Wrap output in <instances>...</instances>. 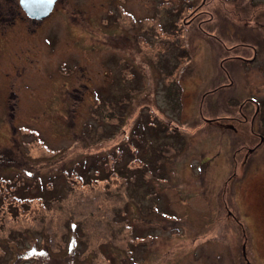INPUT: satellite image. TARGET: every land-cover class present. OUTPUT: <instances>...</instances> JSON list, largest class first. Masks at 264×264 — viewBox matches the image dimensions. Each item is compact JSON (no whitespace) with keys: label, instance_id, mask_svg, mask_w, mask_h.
Returning <instances> with one entry per match:
<instances>
[{"label":"rangeland","instance_id":"obj_1","mask_svg":"<svg viewBox=\"0 0 264 264\" xmlns=\"http://www.w3.org/2000/svg\"><path fill=\"white\" fill-rule=\"evenodd\" d=\"M3 32L0 264H264V144L237 120L264 55L212 91L264 0H59Z\"/></svg>","mask_w":264,"mask_h":264},{"label":"flooded vegetation","instance_id":"obj_2","mask_svg":"<svg viewBox=\"0 0 264 264\" xmlns=\"http://www.w3.org/2000/svg\"><path fill=\"white\" fill-rule=\"evenodd\" d=\"M59 0H55L54 2V6L51 10V12L43 18H30L26 11L20 6V0H0V35H2V37H4V32L2 33V31H4V29L7 27V25H9L13 20L19 19V18H24L26 19L27 22L30 23H43L47 20V18L54 12L55 10V6L56 3ZM126 1V0H125ZM15 2V4H11ZM14 6V8H13ZM18 8V9H15ZM140 37L143 38V40L145 41L147 38V34L146 36L143 35ZM138 37V39L140 38ZM135 38V36H134ZM215 39L217 40L216 42H219L220 45L222 44L221 41L215 36ZM133 39L132 38V42L131 44H129L128 47L130 48H134L133 45ZM140 40V39H139ZM146 42V41H145ZM126 42L123 43L124 44ZM154 45V43H153ZM223 45V44H222ZM217 49H221V47L219 46ZM231 49L239 50L241 51L240 54L234 55V56H221L219 58L218 61V66L220 71L218 72V77H223L226 78L228 80V83H224V84H220L218 86L219 89H224L226 87H230V85L234 84L235 80H238L239 76L241 75L242 72H246V70H248L251 67V64H255V61L259 60L261 58V56L264 55V42L263 43H254L252 45H247V44H237L233 47H225L224 50L225 51H230ZM232 62V65L231 63ZM157 63V58L155 55V61H154V65ZM228 63H230L229 68H227ZM151 64V63H149ZM245 64V65H244ZM244 65V66H243ZM150 66V65H148ZM260 68V67H259ZM263 68V67H261ZM193 72V71H191ZM243 75V74H242ZM231 85V86H232ZM236 89V88H235ZM215 89H213L212 91H214ZM232 97V96H231ZM250 99H247L245 102L249 101ZM243 105V104H242ZM250 106V105H249ZM249 106H241L239 109L240 113L243 118H238V122L240 124H243V122L245 123V126L242 128V132L245 131L246 135L249 137L248 140L252 143L251 146H247L245 148V150L249 151V152H254L255 150H257V148L261 145L264 144V113L263 114H259V111H256V109H264V107H261L260 105H255V106H250L251 108H249ZM244 110V111H243ZM257 118V122L255 124V120ZM241 119V120H240ZM240 149L235 150L232 154V157L236 156V152H238ZM236 153V154H235Z\"/></svg>","mask_w":264,"mask_h":264},{"label":"water","instance_id":"obj_3","mask_svg":"<svg viewBox=\"0 0 264 264\" xmlns=\"http://www.w3.org/2000/svg\"><path fill=\"white\" fill-rule=\"evenodd\" d=\"M55 0H20V6L30 18L46 17L52 10Z\"/></svg>","mask_w":264,"mask_h":264},{"label":"trees","instance_id":"obj_4","mask_svg":"<svg viewBox=\"0 0 264 264\" xmlns=\"http://www.w3.org/2000/svg\"><path fill=\"white\" fill-rule=\"evenodd\" d=\"M159 10V9H158ZM198 29H200V27L198 28ZM161 30H162V28H161ZM202 30V29H201ZM165 35V37H163L162 38V40H163V42L165 41V44H164V46H165V48L167 49L168 48V33L166 32L165 33V30L164 31H162ZM204 33V32H203ZM215 38V37H214ZM161 42V41H160ZM163 42H162V44H163ZM179 42V41H178ZM158 43V42H157ZM178 45H182L181 43H178ZM168 50V49H167ZM156 58H157V56H156ZM157 60H159V58L157 59ZM216 89H218V87L217 88H215V90ZM214 90V91H215ZM203 100H204V97L202 98V102H203ZM2 158V160H3V163H5V164H9L10 163V165L9 166H11V163L14 161L15 162V158L13 157V154L11 153V151H8L7 153L5 152V154H0V159ZM0 162H1V160H0ZM25 166V165H24ZM5 181H6V179H3V183L6 185V183H5ZM4 186V185H3ZM1 194H4V195H6V196H8V195H11L10 193H8V191H7V189H6V186L5 187H3V189L1 190L0 189V200H3V198L1 197ZM4 197V196H3ZM12 198H13V200L14 201H17V203L20 205V206H18V208L19 209H21L22 208V204H23V201H26V202H30L31 200H33L32 199V197H28V196H25V197H17V196H12ZM10 203H13V202H10ZM3 204H5V202L3 203ZM2 203H0V207H3L4 205H3ZM9 208V207H8ZM7 209V208H6Z\"/></svg>","mask_w":264,"mask_h":264}]
</instances>
